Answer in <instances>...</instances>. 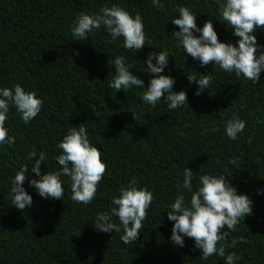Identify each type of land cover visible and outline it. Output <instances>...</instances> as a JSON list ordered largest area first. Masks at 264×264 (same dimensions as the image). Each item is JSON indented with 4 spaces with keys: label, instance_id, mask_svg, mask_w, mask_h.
Returning a JSON list of instances; mask_svg holds the SVG:
<instances>
[{
    "label": "trees",
    "instance_id": "obj_1",
    "mask_svg": "<svg viewBox=\"0 0 264 264\" xmlns=\"http://www.w3.org/2000/svg\"><path fill=\"white\" fill-rule=\"evenodd\" d=\"M160 2L163 7L157 9L152 0H0V89L19 83L43 101L28 124L13 106L5 121L15 143L0 144V264H226V258L215 254L201 260L202 252L191 238L184 237L182 247L171 240L170 205L180 194L190 202L191 194L180 187L185 167L193 171V192L199 176L223 175L250 198L252 214L241 219L235 232L226 225L222 229L229 233V243L238 241L226 254L236 253L234 264H264V72L253 83L215 62L201 67L172 37L180 29L171 20L179 18L178 7H188L197 27L211 19L219 41L238 46L239 38L219 15L216 0ZM113 5L133 17L141 15L146 34L142 50L125 49L123 37L113 41L103 26L87 40L73 37L71 28L80 12L99 13ZM253 34L264 52V29ZM159 51L169 54L162 74L176 81L173 92H186L188 107L169 109L167 93L155 107L143 102L153 78L144 62L149 53ZM117 56L143 80L145 89L132 86L115 93L109 87ZM200 74H211L212 81L208 90L196 95L199 86L190 84L188 76L199 79ZM233 115L246 122L235 141L224 130ZM81 124L107 165L94 199L88 205L74 202L67 176H61L62 199L42 198L29 186L39 177L31 172L35 160L28 154L35 149L36 159L44 155L41 174L60 171L56 146L70 126ZM205 129L207 134H202ZM231 159L238 163L230 164ZM23 165L29 170L23 187L33 200L25 211L13 206L10 194ZM132 178L154 199L137 240L125 244L122 228L103 233L94 223L97 214H110L113 196ZM111 222L120 224L117 217ZM241 237L246 242H239Z\"/></svg>",
    "mask_w": 264,
    "mask_h": 264
},
{
    "label": "clouds",
    "instance_id": "obj_2",
    "mask_svg": "<svg viewBox=\"0 0 264 264\" xmlns=\"http://www.w3.org/2000/svg\"><path fill=\"white\" fill-rule=\"evenodd\" d=\"M152 2L157 9L163 7L160 0H152ZM216 3L219 6V15L223 21L232 26L233 35L239 38L236 42L238 46L220 42L211 19L205 22L203 28L197 27L196 15L188 7H178L179 18L171 20V23L180 29L173 32L172 37L189 56L201 62V67L215 62V65L225 72H234L237 77L242 75L245 79L258 83L260 73L264 72V52L261 51L262 46L258 45L253 33L257 29H264V0H216ZM101 26L107 30L113 41L123 37L125 49L140 51L146 43L141 15L137 13L133 17L117 5L105 6L99 13L80 12L71 31L77 41H84L88 39L89 33L100 29ZM194 33L200 35L197 37ZM168 61L167 51L149 53L144 63L147 65V72L153 78L145 89L143 80L129 71L123 57L117 56L113 60L115 75L109 82V87L114 89L115 93L121 88L127 90L132 86L143 88L145 89L141 97L143 102L153 107L167 93L165 101L169 109L185 107L186 92H173L176 81L162 74ZM188 80L190 84H198L199 90L196 95H200L204 90H208L212 76L200 74L197 79L189 75ZM42 104V99L37 97L35 91H25L19 83L15 84L13 89H0V144L15 143V137H10L4 126L10 106L15 107L23 122L28 124L40 113ZM229 109L230 107L227 110ZM133 118L135 119L134 113ZM245 128L246 122L233 115L226 121L224 130L227 137L235 141ZM207 131L205 129L202 134H207ZM211 131L216 132L217 129L213 128ZM180 135L184 136L185 133L180 132ZM56 147L60 150V155L56 157L57 163L61 166L60 171L41 174L44 155L41 153L36 159L35 149L28 154L29 159L35 160L31 172L39 177L31 180L29 186L34 187L42 198L60 200L64 194L61 176H67L71 180V199L85 205L90 204L107 165L102 162L97 147L90 144L84 124L78 127L70 126L67 134ZM229 163L235 165L238 161L231 159ZM28 174L27 165L21 166L11 186L12 204L21 211L33 205L32 197L23 187ZM192 176L193 171L185 167L183 183L180 187L191 194L190 202H186L185 196L180 194L170 205L171 210L167 212L168 220L174 222L171 240L182 247L184 237L191 238L195 241V247L202 252L201 260H207L215 254L226 258V264H234L239 257L235 252L226 254V250L234 248L238 241L232 239L229 243V233L222 232V229L226 225L228 230L235 232L241 219L252 214V201L247 195L239 194L223 175L199 176V185L193 192ZM118 193V196L114 195L112 198L114 206L110 209V214L108 212L97 214L94 227L103 233H119L122 228L124 234L120 237L121 241L125 244L133 243L140 235L142 222L148 217V209L154 197L147 188L138 187L135 178H132L127 186H121ZM112 217H117L120 224L111 222ZM239 242L246 241L241 237Z\"/></svg>",
    "mask_w": 264,
    "mask_h": 264
}]
</instances>
